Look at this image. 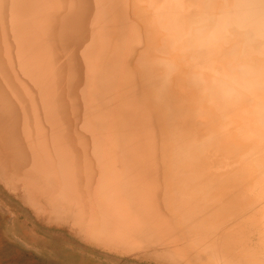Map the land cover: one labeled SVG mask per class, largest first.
Listing matches in <instances>:
<instances>
[{
  "label": "bare ground",
  "instance_id": "1",
  "mask_svg": "<svg viewBox=\"0 0 264 264\" xmlns=\"http://www.w3.org/2000/svg\"><path fill=\"white\" fill-rule=\"evenodd\" d=\"M151 19L144 0H0V178L17 195L51 193L37 198L43 213L34 209L46 222L66 212L77 225L105 223L116 205L127 208L134 184L147 210L149 202L170 209L192 221L187 229L205 215L208 226L245 217L233 230L264 229V206L246 209L252 193L264 194V144L198 103L180 75L158 92L149 59L160 36ZM10 87L26 92L10 95ZM90 122L108 137L98 142L100 131L89 142ZM101 171L121 195L110 193L112 208L92 210ZM76 190L82 204L70 200Z\"/></svg>",
  "mask_w": 264,
  "mask_h": 264
},
{
  "label": "rangeland",
  "instance_id": "2",
  "mask_svg": "<svg viewBox=\"0 0 264 264\" xmlns=\"http://www.w3.org/2000/svg\"><path fill=\"white\" fill-rule=\"evenodd\" d=\"M8 91H11L10 95L15 96L16 94L23 96L26 92V90L19 92L16 87H10ZM84 118L81 112L72 114L75 122L83 124ZM90 123L85 129L89 130V142H92L95 137H99L105 127L101 125V132L93 131L94 129L91 130L93 124ZM86 130H84L85 134ZM105 131L102 134H105ZM107 134L101 135L100 138H103L102 140L98 138V142L107 138ZM107 148L106 153L116 154L112 151V145ZM166 161L169 160L166 159ZM101 173L98 185L95 186L96 191L92 193V210L99 206L106 209L112 208L110 204L113 201L108 202L110 193L118 192L121 195L117 191L119 189L108 186L110 183L105 178L106 171ZM12 189L7 180L0 178V202L9 211L4 212L0 209V264H264V247H262L264 246V239H262L264 229H253V232L247 235L241 228L238 229L240 234L237 229L233 230L235 225L239 227L241 223L239 220H244L245 217L239 219L230 217L224 221L217 218L218 224L213 227L206 224L209 221H206V218L210 216L205 215L198 217L195 226L187 229L189 225L184 223L191 224L192 221L174 216L169 209L172 208L170 204H168L169 208L166 207L169 210H165L159 204L154 206L149 202L151 206L148 207L150 210H147L146 202L135 198L136 188L133 184L127 188L128 199L125 200L127 208L116 205L114 209L121 208V210L107 215L105 223L102 219L96 226L88 222L77 225V221H69L66 212L61 213L59 215L61 217L56 215L58 218L56 222H46L40 214L35 212L37 210L43 213L45 208L44 203L37 204L39 203L37 198L46 199L53 196L51 193L44 188H38L35 193L37 198L33 199L30 194L23 192L17 195ZM261 192L262 188H259L251 194V199L254 196L257 199L252 200L246 209H251L257 204L264 206V199H262L264 194ZM81 197V191L76 190V194H73L70 200L76 204L78 202L82 204L84 200L79 199ZM24 198L30 203H35L36 208ZM138 204L144 206L141 205L138 208ZM135 206L137 209L133 211L132 208ZM257 221L260 220L256 219ZM249 222L256 224L254 220ZM242 240L245 242L247 240L248 246L242 248L238 246Z\"/></svg>",
  "mask_w": 264,
  "mask_h": 264
},
{
  "label": "clouds",
  "instance_id": "3",
  "mask_svg": "<svg viewBox=\"0 0 264 264\" xmlns=\"http://www.w3.org/2000/svg\"><path fill=\"white\" fill-rule=\"evenodd\" d=\"M160 36L149 66L164 93L182 76L197 102L264 144V0H144Z\"/></svg>",
  "mask_w": 264,
  "mask_h": 264
}]
</instances>
